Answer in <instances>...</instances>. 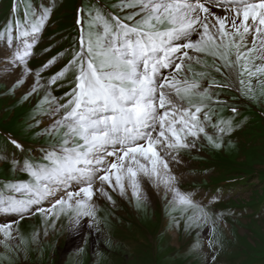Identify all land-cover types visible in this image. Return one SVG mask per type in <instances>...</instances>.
I'll list each match as a JSON object with an SVG mask.
<instances>
[{
	"label": "snow or ice",
	"instance_id": "6c2138e0",
	"mask_svg": "<svg viewBox=\"0 0 264 264\" xmlns=\"http://www.w3.org/2000/svg\"><path fill=\"white\" fill-rule=\"evenodd\" d=\"M53 7L29 2L21 18L19 3H14L16 15L0 31V65L15 73L9 92L27 85L21 99L28 100L43 90L36 108L47 104L52 120L41 134L59 137L43 149L40 162L13 159V167L30 180L7 182L4 189L26 198L0 194V213L22 219L26 213L48 214L59 206V212L69 215L72 230L81 218L95 220V199L111 201L109 189L124 196L130 188L139 200L145 198V182L171 193L172 203L200 208L191 193L179 189L172 165L181 162L180 152L194 148L201 134L220 148L216 140L232 131V122L212 121L213 105L226 102L212 84L189 77H204L212 69L223 75L227 69L226 79L241 88L248 78V91L253 77L264 84V0H121L113 7L123 16L90 8L87 31L80 8L72 45L32 68L29 61ZM201 54L213 63L204 65L207 72H193ZM61 63L52 75H43ZM69 73L70 90L52 96V86L65 87L62 81ZM209 124L215 139L206 131ZM8 141L24 152L17 139L9 136ZM44 201L50 204L47 210L41 206ZM202 217L207 222L201 208L190 219ZM0 234L6 248L15 240L9 224H0Z\"/></svg>",
	"mask_w": 264,
	"mask_h": 264
},
{
	"label": "rangeland",
	"instance_id": "374dc122",
	"mask_svg": "<svg viewBox=\"0 0 264 264\" xmlns=\"http://www.w3.org/2000/svg\"><path fill=\"white\" fill-rule=\"evenodd\" d=\"M29 2L35 6L54 5L34 47L35 56L29 61L32 68L72 45L78 36V9H84L85 31L90 8L125 14L113 7L121 0H0V31L16 15L13 4L19 3L22 18L24 5ZM201 56L200 65L193 63V72H207L204 65H212L210 56ZM61 66L57 64L43 75L50 76ZM222 72L212 69L204 77L189 78L206 86L212 84L213 90L220 93L226 103L213 105L212 121L231 120L232 131L222 141L216 140L220 148L201 134L194 148L180 152L181 162L172 165L179 177V189L191 193L200 208L172 203L171 195L164 190L153 192L145 202L134 198L129 190L122 196L118 190L109 189L111 201L95 199V220L81 218L72 230L69 215L59 212V206L48 214L26 213L22 219L16 214L0 213V224L11 225L15 237L7 248L0 244V264H264V84L253 77L252 90L248 91L246 76L241 88L238 82L226 79L227 69ZM14 79L15 73L6 72L0 65V194L26 198L4 189L7 182L30 180L26 172L13 167V159L40 162L43 149L59 137L41 134L52 120L47 115V104L36 108L43 90L23 100L27 85L14 93L8 90ZM71 79L69 73L62 81L65 87L53 85L52 96L62 97L69 91ZM216 84L229 86L216 88ZM231 108L238 111L234 113ZM206 131L215 139L211 124ZM9 136L24 145L23 153L8 141ZM41 206L50 208L45 201ZM201 208L208 214L207 222L203 217L190 219L199 216Z\"/></svg>",
	"mask_w": 264,
	"mask_h": 264
},
{
	"label": "bare ground",
	"instance_id": "6f19581e",
	"mask_svg": "<svg viewBox=\"0 0 264 264\" xmlns=\"http://www.w3.org/2000/svg\"><path fill=\"white\" fill-rule=\"evenodd\" d=\"M1 67H3V65H1ZM3 68H4V67H3ZM128 190H129V192H131V189H130V188H129ZM162 190H163V187H161L159 190H157V188H155V187H153L151 184L145 182V183L143 184V187H142V191H143L144 196H145V198H143V200H144L145 202H149L150 196L152 195L153 192H157V193L159 194L160 192H162ZM169 194L171 195V193H169ZM155 195H156V194H155ZM171 197H172V196H171ZM45 203H46V204H49L48 201H45ZM81 225H82V223H81ZM86 226H87V225H84L83 227L85 228Z\"/></svg>",
	"mask_w": 264,
	"mask_h": 264
}]
</instances>
